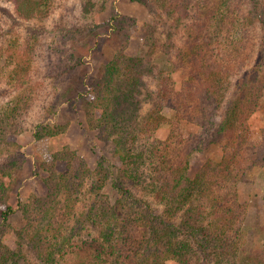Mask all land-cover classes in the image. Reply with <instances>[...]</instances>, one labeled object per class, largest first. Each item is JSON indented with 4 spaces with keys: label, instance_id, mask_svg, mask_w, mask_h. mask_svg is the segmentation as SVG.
I'll use <instances>...</instances> for the list:
<instances>
[{
    "label": "trees",
    "instance_id": "1",
    "mask_svg": "<svg viewBox=\"0 0 264 264\" xmlns=\"http://www.w3.org/2000/svg\"><path fill=\"white\" fill-rule=\"evenodd\" d=\"M7 1L29 22L56 13L55 0ZM132 1L152 16L135 51L137 21L113 16L103 44L97 26H75L47 55L29 40L40 62L21 65V36L0 24V56L18 61L13 74L0 69V146L32 121L37 142L63 135L70 122H47L62 97L110 155L91 168L65 148L41 164L46 195L23 201L7 188L22 165L0 147V264H264V244L244 239L251 208L240 198L264 170V126L252 124L264 115V0ZM83 7L87 20L96 6ZM97 51L106 60L92 67ZM18 210L12 247L2 237Z\"/></svg>",
    "mask_w": 264,
    "mask_h": 264
},
{
    "label": "rangeland",
    "instance_id": "2",
    "mask_svg": "<svg viewBox=\"0 0 264 264\" xmlns=\"http://www.w3.org/2000/svg\"><path fill=\"white\" fill-rule=\"evenodd\" d=\"M93 2L95 4V10L92 15L86 20L83 5L87 2ZM92 10V9H91ZM55 16L50 20L49 23H41L38 21L29 22L18 17L14 6L7 0H0V24L9 31L14 29L17 36H21V41L18 40L20 47H24L22 55L19 57V63L22 65L25 61L33 60L37 63L40 62L39 48H35L29 40L32 38H39L42 42H45L44 52L46 55L49 53L50 43L57 44L73 35L75 33L72 29L84 28L87 25L97 26L95 31L99 33L96 37L98 42L104 43L106 29L103 26L107 19L117 17H128L137 21L138 27L136 28L137 34L133 35L132 50H136L139 44L143 43L144 24L148 21H152V16L148 13L147 9L139 3L133 2L132 0H55ZM91 16V17H90ZM79 20V24L76 22ZM142 27V28H141ZM31 47H27L28 44ZM36 44V43H35ZM61 53H58V62L60 61ZM106 60V55L101 51L95 52L89 57V62L92 67L103 63ZM16 59H13L7 55L5 58L0 56V69L8 70L10 74H13ZM46 64L43 65L45 68ZM20 68H18L19 70ZM167 69H171L167 66ZM46 70V68H45ZM45 70L40 72L37 79L40 85L53 86L50 80H45ZM175 79L180 81V75H174ZM249 75H246L248 78ZM241 78V77H240ZM244 79V78H241ZM14 84V82L12 81ZM42 87V88H43ZM2 86L0 87V96L2 94ZM48 90V89H47ZM42 90L41 92H47ZM3 98L0 97V102ZM50 100V99H49ZM56 101V100H55ZM59 105L55 109V114L47 119L48 124H64L70 122V126L67 131L50 141L37 142L34 137L35 126L34 121L31 122L28 129L18 136H10L9 142L5 143L2 141L0 147L3 151L8 148L10 154L7 156L5 152L4 157L7 159L13 158L15 155L16 159L21 163V169H15L12 179L7 183V188L12 185L11 194L17 199L22 198L26 201L31 196L42 197L46 195L47 187L42 181L45 178L41 170L42 162H50L54 155L58 152L69 148L72 151H77L80 160L86 161L91 168L96 166V163L100 160L101 156L110 157L103 149V146L98 141L97 132L93 131L87 123L86 114L80 105L78 109H71L66 103L65 99L59 97ZM164 113L168 116L170 111L167 109ZM252 124L255 128L264 126V115H260L252 120ZM168 125L164 126L160 131V137L166 138L169 133ZM0 155V157L2 156ZM214 157L212 152H208L207 156ZM200 160H204L203 155H199ZM111 159V158H109ZM7 164V161L1 163L0 168ZM1 178V173H0ZM15 183V185H14ZM6 189V187H5ZM0 190L4 194V190ZM241 201L249 205L251 208L250 220L245 228L244 239L247 242L248 248L253 250L257 246L264 244V208L261 205V201L264 198V170L255 171L249 176V182L242 185L240 189ZM15 200V199H14ZM16 202V200H15ZM4 210V206H0V213ZM22 212L18 210L10 219V227L13 230L3 233L2 239L14 247L18 241L14 229L23 226Z\"/></svg>",
    "mask_w": 264,
    "mask_h": 264
}]
</instances>
